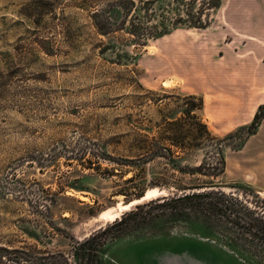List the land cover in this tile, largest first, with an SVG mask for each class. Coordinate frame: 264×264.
I'll use <instances>...</instances> for the list:
<instances>
[{
  "label": "rangeland",
  "instance_id": "374dc122",
  "mask_svg": "<svg viewBox=\"0 0 264 264\" xmlns=\"http://www.w3.org/2000/svg\"><path fill=\"white\" fill-rule=\"evenodd\" d=\"M188 2L0 0V264H76L77 243L138 206L148 221L110 229L97 264H264L155 209L205 183L264 200V121L247 130L264 105V0H219L205 29L178 25ZM190 98L223 140L219 178L175 172L166 151L191 145ZM208 151L177 155L192 167ZM151 188L164 194L100 219Z\"/></svg>",
  "mask_w": 264,
  "mask_h": 264
},
{
  "label": "trees",
  "instance_id": "16d2710c",
  "mask_svg": "<svg viewBox=\"0 0 264 264\" xmlns=\"http://www.w3.org/2000/svg\"><path fill=\"white\" fill-rule=\"evenodd\" d=\"M199 1L190 0V2L182 4L183 7H186V11L183 12L186 18L180 17L177 21L178 25L194 29H205L209 27L210 22L203 19L205 11L218 8L219 0H208V2H206L207 0H201L204 9L201 8V10L199 9L194 12L195 5ZM205 6H208V8L206 9ZM133 29H135V32L147 31V28L142 23L133 25ZM131 34L134 35L133 33ZM156 36L158 35L156 34ZM188 100L191 103L188 104L189 109L186 111V116L190 121L195 122V126H197V130L191 132L193 135L190 139L191 145L185 147L182 143L175 142V156L171 151H166L171 154L170 160L175 162V165H173L175 172L182 175H189L190 177L203 176L212 179L219 178L226 170L223 140L215 139L205 125L197 123L198 118L195 111L202 107V101H197L195 98ZM263 121L264 105L259 107L252 124L247 129L249 136L256 133ZM175 126L181 129L178 122ZM204 145L208 147L209 151L206 153L200 165L190 167L180 164L184 157L177 155L179 152L188 156L187 154L189 152L197 148L201 149ZM165 158L167 159L166 156ZM134 179H130V182ZM176 189L179 191L178 195L163 198L160 203L155 205V209L164 215L168 213L175 220H180L188 223V225L205 230L206 235L211 236L217 234L220 236L221 233L227 234L230 236L228 244L240 246L243 250L253 255H255L254 251L259 250V255L264 256V200H261L253 191H247L245 189L242 194L226 193L219 186L208 183L189 189ZM144 195L141 193L136 195L135 198L142 199ZM125 196L129 197L128 194ZM250 196L257 199V201L249 202L248 198ZM144 207H136V210L125 214L120 221L116 220L111 227L93 234L82 243H77L78 248L73 254L76 264H97L98 249L103 246L101 243L103 236L110 229L127 223L128 219L138 220V222H133L136 225L147 222L149 217L146 216L149 215V211L145 213L146 216L143 215L140 219L137 217L140 212H143ZM94 244L95 249L92 253L91 247ZM62 258L65 259V256L62 255ZM68 262L69 260L66 258L65 264H69Z\"/></svg>",
  "mask_w": 264,
  "mask_h": 264
},
{
  "label": "bare ground",
  "instance_id": "6f19581e",
  "mask_svg": "<svg viewBox=\"0 0 264 264\" xmlns=\"http://www.w3.org/2000/svg\"><path fill=\"white\" fill-rule=\"evenodd\" d=\"M163 194H164V192H162L158 188H151V189L146 191V193L142 199L134 200L131 203L119 202L117 207L103 211L101 216H100V219H102L104 221H115L118 218L117 215H119L117 213H120L123 211H128L135 205H138V204H140L144 201H147V200L158 198V197L162 196Z\"/></svg>",
  "mask_w": 264,
  "mask_h": 264
}]
</instances>
